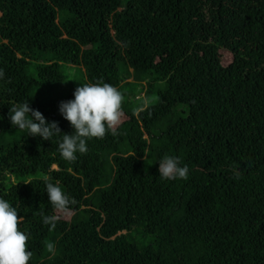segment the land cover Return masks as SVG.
Returning a JSON list of instances; mask_svg holds the SVG:
<instances>
[{"label":"trees","instance_id":"1","mask_svg":"<svg viewBox=\"0 0 264 264\" xmlns=\"http://www.w3.org/2000/svg\"><path fill=\"white\" fill-rule=\"evenodd\" d=\"M124 66L139 94L164 82L158 100L124 96L118 134L64 160L60 102L88 83L122 93ZM0 70V197L28 264H264V0H0ZM26 101L61 132L15 129ZM165 155L187 179H160ZM46 182L74 203L54 209Z\"/></svg>","mask_w":264,"mask_h":264},{"label":"clouds","instance_id":"2","mask_svg":"<svg viewBox=\"0 0 264 264\" xmlns=\"http://www.w3.org/2000/svg\"><path fill=\"white\" fill-rule=\"evenodd\" d=\"M3 76L0 70V79ZM73 95L74 99L61 101L58 107L59 113L70 122L73 129L71 134L64 133L58 142L61 157L69 162L77 160V153H87L88 140L103 139L106 134H118L117 126L121 122L124 99L116 86L106 82L79 85ZM8 119L15 129L42 140H51L61 132L56 121L49 122L41 111L30 107L29 101L10 107ZM157 161L161 180L188 178L189 169L187 165L181 166L178 157L165 155ZM45 191L54 209L64 210L74 203L59 185L46 182ZM58 219L55 215H45L42 216V223L54 229ZM20 222L16 208L0 197V264H28L32 257L27 247L28 236L18 228ZM47 248L49 252H54L53 244L49 243Z\"/></svg>","mask_w":264,"mask_h":264},{"label":"rangeland","instance_id":"3","mask_svg":"<svg viewBox=\"0 0 264 264\" xmlns=\"http://www.w3.org/2000/svg\"><path fill=\"white\" fill-rule=\"evenodd\" d=\"M121 68H122L123 74L125 76V81H128V82L134 81V82H132L133 85H128L126 87L125 91L122 92L123 93V97L125 96L128 100H131L132 94L136 93V95L137 94L139 95V96H137V98L143 97V99L140 101V104L145 105V106H148L153 101H157L158 100L157 93H158V90L160 88H164V85H165L164 82H162V81H156L155 82L154 93H151L150 94L151 96L143 95L142 92H141V94H139L141 89H142V86L140 85V83L138 81L134 80V78L132 76L133 69L132 68H126L125 66L121 67ZM12 180L14 181L15 179L12 177ZM124 232H127V231H124ZM134 234H136L138 237L142 238V236H141V234L139 232H134Z\"/></svg>","mask_w":264,"mask_h":264}]
</instances>
